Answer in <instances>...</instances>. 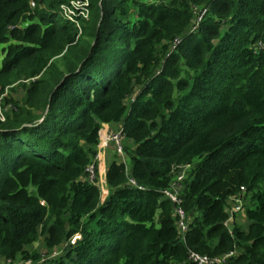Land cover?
Listing matches in <instances>:
<instances>
[{
  "label": "trees",
  "instance_id": "trees-1",
  "mask_svg": "<svg viewBox=\"0 0 264 264\" xmlns=\"http://www.w3.org/2000/svg\"><path fill=\"white\" fill-rule=\"evenodd\" d=\"M68 1L0 0V259L264 264V0H90L81 34ZM16 85L22 100L4 97ZM110 124L135 147L103 199L86 168ZM183 165L184 239L163 195ZM242 188L248 228L231 231ZM42 237L60 253L39 263Z\"/></svg>",
  "mask_w": 264,
  "mask_h": 264
},
{
  "label": "built area",
  "instance_id": "built-area-1",
  "mask_svg": "<svg viewBox=\"0 0 264 264\" xmlns=\"http://www.w3.org/2000/svg\"><path fill=\"white\" fill-rule=\"evenodd\" d=\"M32 5L35 6L36 3L33 2ZM59 11L60 14L66 20H68L77 28L79 34H81L84 25L86 24V22H88L90 17V0H69L67 3H62L60 5ZM206 12H207V8L195 7V19L193 21V27H192L193 29H196L198 27ZM0 120H4L2 108L0 110ZM106 127L108 126L104 125L100 131V142ZM123 138L124 137L122 135L121 129L115 131L111 128H108L107 135H105V139L102 141V144H100V142L98 144L100 148L94 160L86 168V178L90 182L95 183L100 187V182H101L100 176L102 170L101 168H104L103 155L105 153V150L112 143H114L115 148L117 152L120 154L122 160L126 162L123 151V145H122ZM190 167H191L190 165L174 167L172 172L175 174V178L171 182L170 186L163 190L164 197L171 200V202L174 204V216L176 218L177 228L180 237H182V239L185 238V233L187 232L190 223L189 216L183 207V197H182L183 182L187 176V172L190 169ZM103 180H104L103 184L107 185L106 172L104 174ZM131 182L135 183L133 180H131ZM245 194H246L245 189L242 188L241 191L232 195L229 198L228 206H227L228 218L224 224L231 231L233 230L232 224L235 217L238 214L242 213L243 211L244 196H246ZM80 238L81 235L77 233L70 239L69 242L73 244ZM59 253H60L59 250L58 252H55L54 257H56ZM236 255H237L236 250H231L221 255L211 256L208 254L199 253L191 249L189 250L188 260L194 264H228ZM2 264H34V261L32 259L18 258L15 260H11V259L4 260Z\"/></svg>",
  "mask_w": 264,
  "mask_h": 264
},
{
  "label": "rangeland",
  "instance_id": "rangeland-1",
  "mask_svg": "<svg viewBox=\"0 0 264 264\" xmlns=\"http://www.w3.org/2000/svg\"><path fill=\"white\" fill-rule=\"evenodd\" d=\"M44 5L45 4H43V6ZM11 94L17 100H22L23 95H24V91L18 85H16L15 91L12 92V91L8 90V92L6 93V95H4V97H6L8 95L10 96ZM4 101H5V99L0 100V110H1V108L4 107V104H5ZM108 128H110V127L105 128L100 144H102V141L105 139V135H107ZM122 145H123V151H124L125 159L129 165L130 164L129 156H128L125 148L127 147L130 149H133L135 147V145H134L133 141L128 140L126 138H123ZM99 148H100V146H97V150H99ZM103 156H104V160H103V162H104L103 167L104 168H101L102 170H101V176H100L101 177L100 187H101V191L103 194V199H105L109 194V188L107 187V185L103 184L104 183L103 177H104L105 172H107L108 164L114 159L122 160V158H121L120 154L117 152L114 143L109 145V147L105 150V153ZM249 204H250V198H249V195H246V196H244L243 211H242V213L238 214L235 217L233 224H232V229L235 225L241 226L243 229L248 228V221L245 217V209ZM29 248H30V250L35 249L40 254V260H37V261H39V263H44L46 260L52 259L55 256V252H58V250L57 251L48 250L45 247L43 237L40 238V240L34 246H31ZM0 263H1V260H0Z\"/></svg>",
  "mask_w": 264,
  "mask_h": 264
},
{
  "label": "crops",
  "instance_id": "crops-1",
  "mask_svg": "<svg viewBox=\"0 0 264 264\" xmlns=\"http://www.w3.org/2000/svg\"><path fill=\"white\" fill-rule=\"evenodd\" d=\"M106 126H108V127H110L111 129H113V130H115V131H117V130H120L121 129V124H110V125H106ZM113 161V160H112ZM111 161V162H112ZM110 162V163H111ZM109 163V164H110ZM109 164H108V166H109ZM108 168V167H107ZM245 217H246V215H245ZM1 260V263L0 264H2V262H3V259H0Z\"/></svg>",
  "mask_w": 264,
  "mask_h": 264
}]
</instances>
